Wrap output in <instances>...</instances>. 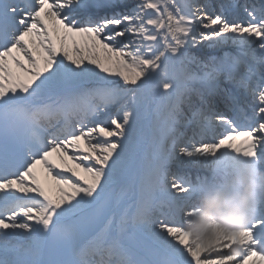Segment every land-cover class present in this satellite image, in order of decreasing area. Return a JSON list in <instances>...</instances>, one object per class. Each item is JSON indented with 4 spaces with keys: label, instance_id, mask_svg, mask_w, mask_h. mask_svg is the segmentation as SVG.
I'll use <instances>...</instances> for the list:
<instances>
[{
    "label": "snow or ice",
    "instance_id": "1",
    "mask_svg": "<svg viewBox=\"0 0 264 264\" xmlns=\"http://www.w3.org/2000/svg\"><path fill=\"white\" fill-rule=\"evenodd\" d=\"M114 2L0 0V264H264V198L211 244L193 243L184 227L200 192L264 172V5L245 7L240 22L196 0H140L97 16ZM200 43L236 52L186 78L211 95L224 75L251 93L252 114L241 121L232 93L231 116L198 93L184 142L175 125L185 86L169 62L195 63L188 48ZM145 90L169 102L146 152L136 139ZM172 159L195 160L205 174L170 176ZM164 207L181 222L154 217Z\"/></svg>",
    "mask_w": 264,
    "mask_h": 264
},
{
    "label": "clouds",
    "instance_id": "2",
    "mask_svg": "<svg viewBox=\"0 0 264 264\" xmlns=\"http://www.w3.org/2000/svg\"><path fill=\"white\" fill-rule=\"evenodd\" d=\"M264 198V172L237 174L221 186H209L193 201L197 211L186 220L193 243L211 244L218 234L242 227L251 218L257 201Z\"/></svg>",
    "mask_w": 264,
    "mask_h": 264
},
{
    "label": "bare ground",
    "instance_id": "3",
    "mask_svg": "<svg viewBox=\"0 0 264 264\" xmlns=\"http://www.w3.org/2000/svg\"><path fill=\"white\" fill-rule=\"evenodd\" d=\"M264 1V0H262ZM140 2V0H115V2L113 3V5L118 6V12L119 13H124V12H128L130 11L136 4H138ZM196 2H200V0H196ZM212 14H217L216 11ZM221 15V14H220ZM123 24L121 26H119L120 28H123ZM132 37L130 35H126L125 37H121L119 39L127 42L129 39H131ZM217 51L216 54H211L210 51ZM199 51H204L205 55H199ZM188 52L190 56H194L196 58V62L192 63L189 62L187 60H185L183 63L179 62V61H174L171 65H169V72L170 74H173L175 79L181 83L182 85L185 86V96L187 97V91L190 89L188 88V83L193 81V80H197L200 81L198 79H193V80H188L186 77L187 75H191L193 77H198V76H202L203 73L205 71L208 70V67L211 66V64L213 63V59L214 58H219L221 56H223L225 53H229V54H234L236 52V49L234 46H232L231 44H225V45H209L208 43H200L196 46H192L189 45L188 48ZM207 52V53H206ZM208 61V62H207ZM210 61V62H209ZM217 80L219 81H223L224 84L222 85V87H225V84H231L233 85L231 82H229L224 75H219ZM234 86V85H233ZM238 90H242V89H238ZM149 91V93L151 92L150 90H145L144 93V97L139 101L140 107L138 108V114L136 117V126H137V137L136 139L141 142L142 148L144 146H146L149 149V140L147 138V134L145 133V131L143 130L144 125L146 124V122L144 120L141 119V114H143V107L145 105V103L148 100V95L147 92ZM218 91L215 90V93H213V95H209L207 94L205 100L211 104L212 106L216 107V106H220L221 102L218 101V97L217 94ZM242 106H240L241 109V118H244L245 114L247 115H251V104L253 102L251 93L249 92L247 95H243L242 96ZM190 105V106H189ZM186 108L183 110L182 114H179L181 116H185L186 121L191 119V115H192V111L193 108H195V104H189ZM117 105H112L109 107L108 109V113L109 115L111 114H115L117 111ZM101 119H103V117H100ZM85 123L88 126H92L91 121H85ZM219 131H223V129H219ZM212 134H207V136L209 138H211ZM184 142H187V137L184 136ZM69 154H72V150H69ZM53 159L55 160V156L53 157ZM169 162H179L182 165H190V166H194V167H198V168H202L201 166H199L197 164V162L195 160H190V159H172ZM56 163H59V161L57 160ZM69 166H72V162L69 161L68 162ZM56 171L58 172H62L61 168H57ZM36 173L37 176L41 179H43L44 173L42 171V169L38 166L36 169ZM63 175L66 176H70L71 173H63ZM201 176H203L204 174H200ZM75 179V178H73Z\"/></svg>",
    "mask_w": 264,
    "mask_h": 264
},
{
    "label": "rangeland",
    "instance_id": "4",
    "mask_svg": "<svg viewBox=\"0 0 264 264\" xmlns=\"http://www.w3.org/2000/svg\"><path fill=\"white\" fill-rule=\"evenodd\" d=\"M184 167H191V166H185V165H184ZM192 169H196V170H198V171H202L200 168H195V167H194V168H192Z\"/></svg>",
    "mask_w": 264,
    "mask_h": 264
}]
</instances>
